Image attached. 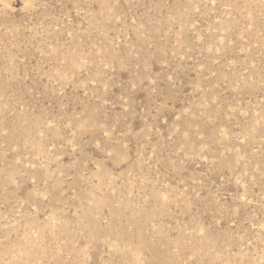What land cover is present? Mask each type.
Returning <instances> with one entry per match:
<instances>
[{
  "label": "rangeland",
  "instance_id": "rangeland-1",
  "mask_svg": "<svg viewBox=\"0 0 264 264\" xmlns=\"http://www.w3.org/2000/svg\"><path fill=\"white\" fill-rule=\"evenodd\" d=\"M0 264H264V0H0Z\"/></svg>",
  "mask_w": 264,
  "mask_h": 264
}]
</instances>
